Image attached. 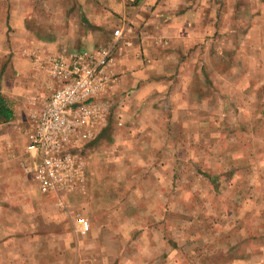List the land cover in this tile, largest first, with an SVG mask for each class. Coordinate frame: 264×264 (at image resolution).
Here are the masks:
<instances>
[{"label":"crops","instance_id":"obj_1","mask_svg":"<svg viewBox=\"0 0 264 264\" xmlns=\"http://www.w3.org/2000/svg\"><path fill=\"white\" fill-rule=\"evenodd\" d=\"M141 1L134 9L125 0H43L44 6L33 0L23 4L20 25L14 32L7 36L0 28V106L8 115H0V264H125L123 242L108 237L118 232L109 217L120 216L122 210L114 208L109 198L106 170L102 174L104 166L81 155V143L87 144L107 130L105 104L115 100L121 113L118 120L127 129L166 136L171 132L166 134V126L156 123L158 114L141 115L138 106L148 104L152 96V101L170 99L173 90L180 91V102L197 105L203 100L197 94L206 84L204 78L216 86L207 76L206 64L198 63L207 49L206 57L225 58L226 69L220 71L228 74L233 70L237 45L250 49L253 32H259V44H264V0H223L227 13L212 22L205 21L202 8L195 6L202 0ZM241 8H250V12L237 15ZM215 21L217 26H227L215 39L217 47L205 36L215 29ZM241 27L244 35L239 38L236 32ZM116 28L120 29L118 37ZM103 42L113 46L110 80L98 96V118L81 131L86 137L78 135L67 148L78 161L73 162L71 182L58 205L55 197L38 191L26 131L32 114L40 111L50 92L47 57ZM190 57L195 58V65ZM127 106L134 111L126 112ZM115 197L120 203L126 198L123 194ZM82 217H89L92 224L84 234L78 222ZM155 249L151 246L154 260ZM165 264H176L171 254Z\"/></svg>","mask_w":264,"mask_h":264},{"label":"rangeland","instance_id":"obj_2","mask_svg":"<svg viewBox=\"0 0 264 264\" xmlns=\"http://www.w3.org/2000/svg\"><path fill=\"white\" fill-rule=\"evenodd\" d=\"M29 1L0 0V28L7 36L20 25L22 6ZM36 1L44 6L43 0ZM222 1L202 0L195 6L212 22L227 13ZM128 3L136 9L142 1ZM249 9H237V15ZM213 25L205 36L217 47L215 39L227 26H217V21ZM236 33L243 37V27ZM250 39V49L245 51L242 43L235 48L228 74L220 71L226 69L225 58L206 57L208 49L198 58L216 85L204 78L197 94L203 97L201 103L186 105L180 102V91L173 90L170 99L152 101V96L138 106L141 115L158 114L156 123L170 134L127 129L118 120L121 113L113 99L105 104L104 135L81 143V155L104 166L109 198L122 210L120 216L109 217L118 232L108 237L123 242L125 264H165L170 254L176 264L180 258L182 264H264V44H259V32ZM188 59L195 65V58ZM133 111L127 106L126 112ZM122 194L126 198L120 203L115 196ZM85 218L91 228L90 218Z\"/></svg>","mask_w":264,"mask_h":264},{"label":"built area","instance_id":"obj_3","mask_svg":"<svg viewBox=\"0 0 264 264\" xmlns=\"http://www.w3.org/2000/svg\"><path fill=\"white\" fill-rule=\"evenodd\" d=\"M114 34L118 37L120 29L116 28ZM112 52V45H98L47 57L50 92L40 111L31 116L26 149L35 158L33 173L38 191L55 197L58 205H62V192L71 182L73 162L78 161L67 148L78 135L86 137L81 131L98 118L97 100L110 80ZM78 222L80 232L87 233L89 220L82 217Z\"/></svg>","mask_w":264,"mask_h":264},{"label":"trees","instance_id":"obj_4","mask_svg":"<svg viewBox=\"0 0 264 264\" xmlns=\"http://www.w3.org/2000/svg\"><path fill=\"white\" fill-rule=\"evenodd\" d=\"M3 109H4L3 106H0V115H3L7 118L8 117L7 112L4 111ZM209 178L211 179V181L214 180V178L212 177H209Z\"/></svg>","mask_w":264,"mask_h":264}]
</instances>
